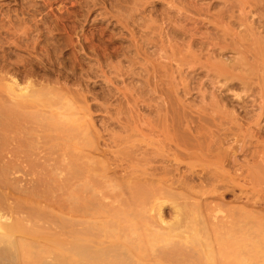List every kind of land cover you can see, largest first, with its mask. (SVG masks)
Instances as JSON below:
<instances>
[{
    "label": "rangeland",
    "instance_id": "rangeland-1",
    "mask_svg": "<svg viewBox=\"0 0 264 264\" xmlns=\"http://www.w3.org/2000/svg\"><path fill=\"white\" fill-rule=\"evenodd\" d=\"M0 95L38 97L29 110L38 120L51 118L53 110L63 114L53 122L80 124L84 132L65 137L60 123L45 126L49 132L40 125L30 135L28 155L38 175L51 177L53 194L35 203L19 194L9 199L12 215L3 222L36 231L16 233L25 249L4 245L0 264H59L57 255L70 251L72 232L94 223L68 214L59 186L73 155L105 171L119 164L126 173L162 175L181 185L165 187L181 197L177 201L160 193L161 209H140L147 234L169 231L167 221L174 224L182 215L184 249L203 255L194 234L214 249L209 262L185 259L188 264L218 258L214 230L221 223H227V264H264V0H0ZM194 126L215 144L220 162L188 157ZM159 130L172 135L163 145ZM118 170L103 173L99 199L103 210L123 219L124 211H134L123 205L130 202L126 185L133 180ZM210 172H225L227 179L213 187L206 179ZM193 204L196 216H187ZM33 210L32 221L27 213ZM136 221L133 215L123 224L135 230ZM145 235L137 229L129 236ZM148 241L138 264H167L157 260L164 242Z\"/></svg>",
    "mask_w": 264,
    "mask_h": 264
},
{
    "label": "bare ground",
    "instance_id": "bare-ground-1",
    "mask_svg": "<svg viewBox=\"0 0 264 264\" xmlns=\"http://www.w3.org/2000/svg\"><path fill=\"white\" fill-rule=\"evenodd\" d=\"M229 78L230 77L227 76L226 79ZM38 101V97H34V99H27L25 96L16 95L11 97L10 99H5L2 95H0V189L2 193V196L0 197V256L4 255V245L9 244L11 246L14 245L15 247H17V249L18 247L25 249L26 246L18 242V240L16 239V233L22 232L26 235H32L34 233V230L36 231V229L33 230L32 227L27 228L23 226V224H20L18 222L15 224L3 222L4 220H7L10 215H12V211L10 209L12 206L9 202V199L15 194H19L24 195V198L32 203H35L39 202V198H48V196L50 197L53 194L51 177L47 178L38 175L37 172L39 166L35 159L28 155L29 143L32 141L30 135L33 134L35 129L40 125L41 128L43 126V130L45 128L46 130L48 129L47 132H49L51 128L53 129V125H57L60 123L62 125L60 126V128L62 130L64 129V132H62L63 136L66 135L70 138L72 136L78 137L81 134L84 135L83 129L81 128L80 124H65L62 121L53 122V119H59L61 118L60 115H63H55L52 113L53 110L48 111L49 113H51V118L43 116V120H41L42 118L38 120V117L29 111L36 109L35 104ZM63 123L65 125H63ZM175 123L178 124L177 121ZM51 125L52 127L50 129L46 128L50 127ZM178 127L179 124L176 125V128ZM191 130L196 134V139L195 143H192L191 145L194 146V149H192L188 153V157L190 159H195L201 162L207 161L209 163L216 164L224 158L220 155L215 156L213 149V146L215 144H213L212 140H210L209 137L201 132L200 126H194L193 128H191ZM159 131L160 136L162 135V139L159 141V143L160 145H163L164 142L168 141V139L172 137V135H166L164 130ZM47 132L45 133L47 134ZM46 134L43 135L45 136ZM48 137L50 138V135ZM154 143H157V140L151 139V144ZM197 150H200V152H198ZM180 152L181 151H179V154ZM5 155L7 156L8 160H6L7 158L5 159ZM73 156L72 161L64 169L65 173L59 186L60 188H63V190L67 194L65 205L67 206L68 214L72 218L87 219L90 221H94V223H89L82 230L78 229L72 232L71 239L69 241L70 251L68 253H60L57 255L59 264H138L140 260L143 259L141 250L144 249L142 248V245L145 242L146 238L149 240L148 242L151 246H154L157 242H164V244L167 246L163 248V250H161L159 254H157V260H159V263L177 264V262L180 261L181 263L178 264H182V261L184 260L183 264H188L187 262L189 261L195 263V261H199L202 259H205L208 262L210 261L212 253H214V249H210L207 242L202 241L201 238L198 237V234H194L192 240L194 239V241L198 242L202 247L203 255L202 253L200 255L198 252L195 254H190L189 251H186L184 249V244L181 241L184 235L182 231L179 232L180 227L182 226V221H180L182 220V212L181 214H178L181 215V218L180 220L176 219V223L172 224L171 222V224L169 223V225L167 221V224L165 225L169 226V231L155 233L150 232V234H147L145 232L147 230L145 228L147 225V221L145 219V216L143 215L144 213H142V210L140 208L143 206H150L159 207V209H161L163 203L159 202L158 194L160 193H165L166 195L177 201V199L181 197L175 194L168 193L165 187L169 186L171 188H177L181 187V185L175 182L169 183L164 179L162 175L149 174V176H144L142 173L140 176H137L135 172L126 173V167H123V165L119 164H113V166L105 171L102 166H95L93 163L83 160L78 155ZM16 161H19V163L16 164ZM141 161L145 162L146 164H150L153 162V158H142ZM118 168H121V171L125 172V174H120L122 178L132 179L133 182L140 183L139 186H133L135 184L131 181L133 185H126L131 199L130 202L123 203V205L127 204L129 206H133L134 211L133 213H126V211H124L122 213L124 220L117 218L118 215L112 214L110 210H103L99 199V193L103 189L102 178L105 174H107V172L119 174L120 171L118 170ZM191 171L193 174H197L194 170ZM13 175L15 177H13ZM206 179L213 185V187H215L219 183H224L227 178L225 172H210L207 174ZM15 182L25 184L26 187L19 186L17 188H14L13 184ZM113 191H116V188H113ZM85 192H89L90 195L84 196L83 193ZM207 196V193L204 192L199 197L203 199ZM175 207L179 208V205L176 204ZM191 207H193L194 209L192 208V210L190 208L187 211H184L187 216L193 215L192 217H195L196 214L194 210L196 208V205L193 204L191 205ZM178 211H181L180 208L178 209ZM34 212L35 211L33 210L27 213L28 219L32 221L35 219L36 215ZM133 215L137 217L136 223H138L139 225V227L135 230H142L144 234H146L145 236L134 238L129 236L133 234V231L135 232V230L131 228V225L129 226L128 224H125L132 223ZM163 216H161V218L164 222L165 217L163 219ZM103 219L107 220L103 224H101ZM67 224L71 227V229L75 226V223L73 221H68ZM94 230L96 231L95 233ZM214 231L218 245V258L213 256L212 264H227V223H221ZM51 232L53 233V231ZM61 232L62 231H60V233ZM63 238H67V236ZM46 240L47 239H45V241ZM58 244L61 243L58 242ZM91 247H93L94 249L92 250ZM185 259H188L189 261H185Z\"/></svg>",
    "mask_w": 264,
    "mask_h": 264
}]
</instances>
